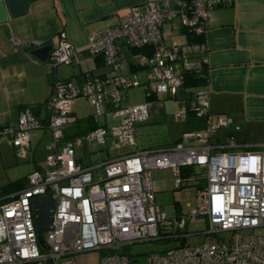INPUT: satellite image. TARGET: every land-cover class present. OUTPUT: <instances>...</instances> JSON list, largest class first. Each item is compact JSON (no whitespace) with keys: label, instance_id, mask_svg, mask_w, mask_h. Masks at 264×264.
I'll list each match as a JSON object with an SVG mask.
<instances>
[{"label":"built area","instance_id":"2783aa9c","mask_svg":"<svg viewBox=\"0 0 264 264\" xmlns=\"http://www.w3.org/2000/svg\"><path fill=\"white\" fill-rule=\"evenodd\" d=\"M232 2L149 0L131 6L115 24L89 35L86 51L101 58L107 66L105 72L85 73L80 83L55 80L46 101L50 107L46 124L35 115V107L25 106L14 124L0 127V138L21 153L28 147L31 130L46 126L51 134L45 168L30 171L22 187L0 195V264H80L73 255L95 249L109 251L100 264H131L123 249L133 243L185 241L198 233L214 239L151 253L148 264H264V145L237 149L233 136L224 142H211L219 128L231 123L230 118L209 113L207 90L195 91L189 101L181 92L186 73L207 80L205 44L203 39H195L204 36L211 11ZM174 20L191 37L184 44L163 40L164 26ZM9 42L14 49L24 45L13 35ZM120 42L132 50L134 66L146 70V81L123 71ZM46 60L56 67L79 63L81 58L61 31ZM137 86L148 97L166 94L177 100L180 121L189 113L205 117L204 128L184 132L169 145L82 165V155L88 156L86 147L91 143L109 144L113 149L135 144V127L149 118L152 104L150 99L124 102L125 92ZM79 97L89 101L98 125L65 137L64 128L73 120L72 104ZM106 114L117 123L108 127ZM99 117L103 118L100 124ZM185 167H192V171L182 175ZM157 168H171L176 187L187 181L196 184L193 208L168 215L156 204L151 171ZM48 193L54 199L53 220L51 228L42 233L41 247L31 199ZM220 205L223 209L218 211ZM198 220L204 222L203 230L185 229ZM223 232L228 234L220 236Z\"/></svg>","mask_w":264,"mask_h":264},{"label":"crops","instance_id":"0c3cea01","mask_svg":"<svg viewBox=\"0 0 264 264\" xmlns=\"http://www.w3.org/2000/svg\"><path fill=\"white\" fill-rule=\"evenodd\" d=\"M146 1L149 0H0V127L14 124L20 109L25 106L35 107V115L46 124L50 114L46 101L55 80L70 79L73 83H80L85 73L97 75L107 70L99 56L87 53L89 35L115 24L131 6ZM61 31L78 51L79 63L52 67L47 60H39L30 54L33 47L28 48L26 44L52 45ZM10 35L24 43L22 49H14L9 42ZM163 40L184 44L188 38L180 23L174 20L164 26ZM203 41L208 59L207 80L194 87H183L181 91L185 99L189 101L195 91L205 89L208 91L209 113L213 116L222 113L230 118L231 123L219 128L211 136V142H224L233 136L239 148L264 145V0H233L229 5L214 8ZM119 50L123 71L136 73L141 82L146 81V70L133 64L132 50L121 42ZM175 67L180 70L179 64ZM146 100L145 96L140 102ZM165 100L174 102L176 111L168 112ZM151 102L148 120L167 115L177 118L178 102L174 98L166 94L153 95ZM71 114L73 120L64 128L65 137L83 134L89 131L91 123H97L91 114L88 127L79 128L83 118H78L72 107ZM178 122L181 133L172 143L184 132L203 129L205 117L189 113L184 121ZM139 124L142 125L138 123L136 130ZM135 135L134 147L130 146L133 148L123 150L121 146L113 149L109 145V151L114 153H107L104 159L160 146L138 142ZM50 138L46 126L31 130L28 147L23 153L17 152L7 139L0 138V158H7L11 153L17 160L25 162L24 174L14 180L25 177L34 169L45 168L46 145ZM10 179L7 181H12Z\"/></svg>","mask_w":264,"mask_h":264},{"label":"rangeland","instance_id":"374dc122","mask_svg":"<svg viewBox=\"0 0 264 264\" xmlns=\"http://www.w3.org/2000/svg\"><path fill=\"white\" fill-rule=\"evenodd\" d=\"M144 95V91L141 87H131L125 92L124 102L129 104L140 102L144 99ZM165 101V109L168 112L176 111V104L174 102L170 100ZM155 108L159 109V106L155 104ZM72 110L78 118H83L80 121L79 128L88 127L90 124L89 117L92 114V107L89 104V101L86 98L77 99L72 106ZM105 119L108 127L117 123V121L110 118L108 114L105 115ZM143 122H139L142 123V125L139 124L140 126L137 128V130L135 127V137L138 142H152V144L165 146L176 140L178 135L180 136V124L178 122V118L175 116L167 115L163 118L155 116L154 118H150L147 122ZM133 147H130V145H124L122 149L126 150ZM237 149L243 150L244 148L240 147ZM86 150L88 152L87 157H84V155L81 154L83 157L82 165H86L87 163L90 165L98 164L107 157V153H114V151H109V144L103 146L96 143H91L86 147ZM77 151L78 153H81L80 149H77ZM24 168L25 162L17 160L11 153L7 158H0V187L8 182L7 178L14 180L16 176L23 175L25 170ZM11 170L16 171L14 174H11ZM151 176L155 202L163 210H165L168 215L185 213L195 206L196 184L194 182L187 181L184 182L180 187H176L175 176L173 175L171 168L154 169L152 170ZM204 228V222L198 220L188 224L185 229L187 231H201ZM44 233L45 231L43 234ZM227 234V232H223L219 235L226 236ZM210 239H214V237L209 234L205 235L203 233H198L187 237L185 241H181L180 239H163L156 241L136 242L125 247L123 250L131 258V264H148V256L151 253L164 252L172 247L179 246L181 243L197 244L202 241H209ZM107 254H109L107 249L88 250L74 254L73 259L80 264H100V259ZM32 264H42V262Z\"/></svg>","mask_w":264,"mask_h":264},{"label":"water","instance_id":"95a60500","mask_svg":"<svg viewBox=\"0 0 264 264\" xmlns=\"http://www.w3.org/2000/svg\"><path fill=\"white\" fill-rule=\"evenodd\" d=\"M52 45L44 44L41 46H34L30 50V54L39 60L45 61L48 58ZM103 118L99 117V124L102 123ZM31 205L33 210V217L36 226L37 239L41 247H44V240L42 233L52 226L54 199L51 194L41 195L37 198L31 199Z\"/></svg>","mask_w":264,"mask_h":264},{"label":"trees","instance_id":"16d2710c","mask_svg":"<svg viewBox=\"0 0 264 264\" xmlns=\"http://www.w3.org/2000/svg\"><path fill=\"white\" fill-rule=\"evenodd\" d=\"M188 40H190V36L186 35ZM194 39V38H193ZM203 37H197L195 40H202ZM203 83V80L200 79L199 77L191 74V73H186L185 74V78H184V83H183V87L184 89L187 87H194L197 86L199 84ZM182 92V91H181ZM146 96V95H145ZM147 99H152L153 96H146ZM97 126V123H91V125L88 127V130H91L93 128H95ZM182 175H185L186 172L188 173V171H192V167H185L184 169L182 168ZM25 183V177H20L17 178L15 180H12L6 184H4L3 186L0 187V195H6L9 194L11 192H14L15 190L19 189L20 187H22V185H24ZM32 264V263H31Z\"/></svg>","mask_w":264,"mask_h":264},{"label":"clouds","instance_id":"9594fccd","mask_svg":"<svg viewBox=\"0 0 264 264\" xmlns=\"http://www.w3.org/2000/svg\"><path fill=\"white\" fill-rule=\"evenodd\" d=\"M222 209H223V206L220 205V206L218 207V211H220V210H222Z\"/></svg>","mask_w":264,"mask_h":264}]
</instances>
